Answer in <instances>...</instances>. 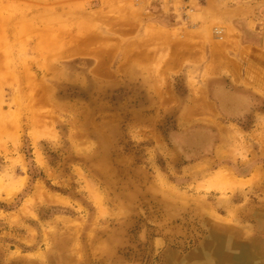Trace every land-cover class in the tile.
<instances>
[{
	"label": "rangeland",
	"instance_id": "rangeland-1",
	"mask_svg": "<svg viewBox=\"0 0 264 264\" xmlns=\"http://www.w3.org/2000/svg\"><path fill=\"white\" fill-rule=\"evenodd\" d=\"M93 1L0 0V264L264 257V99L231 83L264 0Z\"/></svg>",
	"mask_w": 264,
	"mask_h": 264
},
{
	"label": "crops",
	"instance_id": "crops-1",
	"mask_svg": "<svg viewBox=\"0 0 264 264\" xmlns=\"http://www.w3.org/2000/svg\"><path fill=\"white\" fill-rule=\"evenodd\" d=\"M111 2V0L93 1L94 6H101L103 3L111 4ZM257 5H260L261 8L256 10L248 7L237 8L231 13V17L236 18L234 19L235 24L232 23L233 21H230V23L235 28L232 35L237 43V48L232 54L234 61H232L231 68L233 76L231 83L234 86H240L241 93H243V89H247L254 96L258 95L264 99V2ZM97 8L100 9V7ZM231 17L228 14L225 18L229 19ZM255 23H260L256 29L252 28ZM211 45L213 47L212 55L216 59L213 74L221 76L220 60L222 53L220 46L213 42H211Z\"/></svg>",
	"mask_w": 264,
	"mask_h": 264
},
{
	"label": "bare ground",
	"instance_id": "bare-ground-1",
	"mask_svg": "<svg viewBox=\"0 0 264 264\" xmlns=\"http://www.w3.org/2000/svg\"><path fill=\"white\" fill-rule=\"evenodd\" d=\"M215 242L208 247L204 246L203 254L205 257L204 264H243L245 262H253L255 264H264L263 254L256 252L255 247H240L234 242L222 244Z\"/></svg>",
	"mask_w": 264,
	"mask_h": 264
},
{
	"label": "built area",
	"instance_id": "built-area-1",
	"mask_svg": "<svg viewBox=\"0 0 264 264\" xmlns=\"http://www.w3.org/2000/svg\"><path fill=\"white\" fill-rule=\"evenodd\" d=\"M197 2L204 3L208 2L209 0H196ZM221 2H228L230 5H240V4H246V3H253L257 0H219ZM232 30L231 29H215L214 30V35L217 39L222 40L226 35L231 34Z\"/></svg>",
	"mask_w": 264,
	"mask_h": 264
}]
</instances>
